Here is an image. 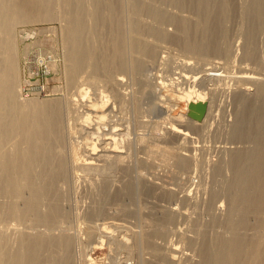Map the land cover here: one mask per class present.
<instances>
[{
	"label": "bare ground",
	"instance_id": "obj_1",
	"mask_svg": "<svg viewBox=\"0 0 264 264\" xmlns=\"http://www.w3.org/2000/svg\"><path fill=\"white\" fill-rule=\"evenodd\" d=\"M255 1L256 0H214L212 3L214 6V10H216V12L214 11L213 17L207 18L208 22H210L209 27H207V31H208L207 35H209L210 41L208 44L206 43L207 45H205V46H211L212 47L211 49L213 50V51L212 50L211 51L213 53L211 51H208V50H207L208 53L207 52L202 53L201 52L203 49L202 43H204V42L202 41V39H201V41H199L200 39L198 40V37H199L198 34L202 30L201 27H203V25H202L203 22L201 23L199 18L197 19L196 15H199L200 14L199 12H202L204 14L205 11H210L209 5L212 6V4L210 3L209 0H185V2H183L184 4L179 5V6L178 5H176V6H164L161 4V2L159 0H0V264H92V263H88V259H86V258H88L89 255L88 256L86 255L87 257H85L86 253L84 254L81 251V252H79L80 253L79 257H77L78 254H76L74 251L76 249V248L74 249V247H75L74 244L77 243V240L80 241V239L78 237L79 235L77 233H76V235H74L73 233H72L73 235H69L65 232L66 234H63V235H61V234L60 235H53V233L51 234L53 229H51V228L47 229V227L51 226L50 224H54V221L58 220L57 219L58 217H60V216L62 217V216L67 215L66 214L67 212L66 211L64 212V209H63L64 206L62 208L61 199L64 200L65 197L68 198L70 193H72L71 191H73L72 189L74 187V178H75V177H73V175L74 174L76 175L77 171L87 172L86 174L91 173V175L93 173L99 179V180H97L98 181L97 184L95 182V186H96L95 189L97 188V191H99V193L98 192H95V193L96 194L98 193V195L102 198L101 199L102 201L100 200L98 202L99 199H96L97 197H96L95 193L91 194V195H93V194L95 195V200H96V203H98V204H95V202H93L94 205L93 206L91 205L92 207H91V209H89L90 210L89 213H87L88 214L87 215L88 221L89 220L94 221L95 219L98 220L99 217H101L102 215H105L104 204L106 203V200L108 199L109 193H110L112 186H113V178L114 177L112 176V171H111V168L113 166L115 168L118 167L120 169L119 171H121L120 172L121 176L128 175V178L127 179L124 178V179H126L124 182L122 180H121L122 182L120 181L121 183H123L122 190H119L120 189L119 188L118 191H115L111 196V200L112 199L118 200L122 197L123 194H126L128 196L127 198H130V199L136 197L134 195L136 193L138 180H140L139 192H141L144 196L150 195L152 193V190L150 189L151 187H149L150 183L148 184L149 186L146 185V182H148L147 179L143 178V175H142V177H140V179H136V176H135L136 173L134 174L132 168L128 164H125L124 161H125L126 157L123 156V154H122L123 151L118 149V146H117V149L112 147V143L116 142V138H117L116 136L117 135L121 136L122 133L117 134V135H114L115 134L114 133L113 134L114 136L111 135L112 137L108 134H107L108 136L106 134L105 135L99 134L100 132H103V131L99 132V129H100L99 127H98V132H96L97 131L96 129H95L96 131L94 130L93 132H88L87 134L90 133V135H98V139H96V138H95V140L91 139L92 141L87 140L88 145H90V147L92 146V148H91L92 150H91V152H89L87 154L83 163H79L76 160L79 151H77V146L74 144V141H73L74 139H76V138H74L75 133H76L74 126L75 127H79V125L81 126L82 123L80 122V120H81L84 112L79 113V108L74 107L73 105L78 103L79 99H82L80 97H78L79 99H77V96H80L79 93L82 92V90H83L80 87L81 86L83 87L86 82H87V84H86L87 89L89 87H92L91 85H93V88H94L95 85H97V84L99 85V84H101V82H104L106 84V86H108V87H109L111 81L114 83V81L112 80V75L108 74V58H107V56H108L107 45L108 44L107 45L103 44L102 40H101L102 45H101L100 51L98 52L99 54H97L98 55L97 58H95L96 60H94L93 68L91 67L92 70L88 69L91 65H90V56L87 52V51H89V48L86 45L90 43V42L87 43V41L89 40L88 34H90L89 32L94 29V28L90 29L91 28V19L93 22L92 26L94 25L95 27H97L99 29H101L103 27H104V29L108 28L109 26L111 27V26H113L112 23L115 22L114 18L112 16L113 11L116 12V10H119L121 13L122 11H124L125 6L126 7L129 6L133 10L138 11L139 13H142L141 15L145 14L148 17H150L148 22L152 18L153 20L155 19L158 23V20H160V17L162 16L163 19L164 18L166 19L167 24L175 25V27H176L175 33H173V34L168 33L167 30H165L166 28L163 30L160 27L148 26V24H147L148 27H145V28H146L149 36L152 35L154 37L161 38L163 40H165V39L167 40V38L168 39L170 38L172 41H174V44L175 43H178V45L180 44L181 48L184 49L182 52L193 51V52L197 53L198 52L197 50L200 49L201 51L200 50L199 51L201 53L198 52V56H194L195 59L192 58V59L196 60L194 67L192 66L190 68L199 69L198 71L202 72L203 76L205 75V77H199V78H204L203 80H205V78L208 76V74L212 71H215L217 68H219V70L220 69L223 70V72H224L225 71L224 69H226L225 63H229L228 56L226 58L227 60L225 61V63L215 61V59H221L222 60V58L217 56L214 53L215 52L214 50L217 51V49L220 47V46L218 47L219 39L221 37H224L225 34L227 35L226 31L228 32V29L226 28V30H225V28H223V25H222V19L221 18L223 16L222 15L223 12H225L226 9L229 8V6H230L231 12H232L231 15H234L236 18L237 17L238 18L239 17H245V16L251 17L250 16V14H251L250 13V9H251L250 7L252 4V5H254V8H255V4H254ZM259 1H260L259 5L257 4L256 6H259V8L258 7L257 8L259 9V12H261V15L262 14L264 15V0H259ZM159 2H160V4H159ZM185 7H187L189 9L190 14H184L183 13V11H186L185 9L182 10ZM170 8H171V10H170ZM257 8H255V9H257ZM126 9H125V11L127 12L128 9L127 10ZM172 9H175V12H173ZM188 9H187V12H188ZM133 10H132V12H133ZM135 11H134V13H136ZM259 12H256V13L258 14ZM134 13H133V15L130 14V16L128 18H126V19H128L126 24H123V25H121L120 23H118V25L116 24L117 26L115 29L117 30V32H118L117 34H119V36L117 39L118 40L117 46L115 45L116 46V52H115V59L116 60H115V62L116 61L118 62V64L120 65L119 67H121L122 69L125 70L124 72L128 71L129 69H127V68L129 67L134 72L139 73L140 71H144L143 69H146L145 67L149 63L147 61L148 58L150 60L151 59L156 60V58L158 57L159 48L160 47L162 48L163 45L161 46L162 43L161 44L159 43L160 45L157 44L156 42L154 43L153 41H155V40H153L152 38L149 39L148 36L144 37L143 35L140 36V35L136 34V31H137L136 27L138 26V22L140 21L139 16H141V15L139 14V16H138V15H135ZM127 14H128V12H127ZM89 15L91 16V19L88 18ZM124 15L123 16L120 15V16L124 17ZM206 15H207V13H206ZM226 15H227V13H226ZM253 15H256V14L253 13ZM259 17H261V16H259ZM54 18H58L60 20L65 21V27H63L64 31H65L64 32L65 38H67V40L70 42V45L68 43L65 46H67L66 48H68V46H71V48L70 47L68 48V49H70L69 50L70 67L67 66L70 69H68L67 67H66V69L69 70V72H68L69 76L68 77H69L70 82L73 85V88H75L76 91L71 93L70 96H69V94H67L68 97H66L64 99H56L55 98L56 100H50V101L49 100L48 101H35V100L34 101H30V100L24 101L23 100L24 102H22L19 100L20 99L19 98V86H18L19 82H18V77H17V73H18L17 72V70H18L17 64L18 63H17V52H16L17 46H15L16 45V43H15V37H16L15 36V25L18 23H21V24L30 23L32 20H38V19L43 21V22L49 21V20L51 21ZM224 18H226V17H224ZM145 19H146V17H145ZM232 19H235V18H232ZM239 19H242V18H239ZM259 19L260 18H258L257 21ZM141 20H142V18H141ZM153 20H151V21H153ZM228 20H230V19H228ZM247 21L250 24L251 20L249 21V19H247ZM116 22H117V19H116ZM159 22H161V21H159ZM205 22H206V20H205ZM208 22H207V24H208ZM226 22L229 23V21H227V20H226ZM140 23H142V22H140ZM184 23H188L189 24L188 27H185ZM200 23H201V26H200ZM257 25H258V23H257ZM159 26H161V25H159ZM206 26H208V25H206ZM206 26H204V27H206ZM250 26H251V24L249 25V27ZM252 28L254 29V27H252ZM93 32H94V30L91 33H93ZM141 34H142V32H141ZM253 34L251 36H253ZM101 35L99 34V36H101ZM104 35H105V33H104ZM144 35H145V33H144ZM112 36H114V35H112ZM251 36L248 38H252ZM226 37H225V39H226ZM98 38H100V37H98ZM256 38H258V37H256ZM250 40L252 41L253 39H250ZM221 42H219V43H221ZM92 43L93 42H91L90 44L92 45ZM111 44H112V42H111ZM248 44L250 45V42H248ZM93 45H95V44H93ZM127 45H129V48L135 54V56H133L135 58H129L127 56V54H128L127 49H126ZM221 45H222V43H221ZM253 45L251 46V48L253 47ZM86 47L88 48V50ZM204 49H208V48H204ZM163 51H165V50H163ZM227 51L229 52V48L227 49ZM129 52H130V50H129ZM203 52H205V51H203ZM209 52H211V53H209ZM222 52H224V51H222ZM228 52H226V54ZM247 52H248V49L246 50V53ZM253 52L254 51H252V53ZM218 53H220V50ZM246 53H244L243 55H245ZM248 53L251 54L250 50ZM257 53H259V52H257ZM112 54H113V52L111 53V55ZM191 54H189V55H191ZM211 54L213 56H211ZM255 54H256V51H255ZM184 55H187V54H183L182 56H184ZM193 55H194V53H193ZM222 55H224V53ZM247 55H246V57H247ZM257 56L260 57L261 56L260 53ZM95 57H96V55H95ZM111 57L113 59L114 56L112 55ZM184 57H187V56H184ZM246 57H245V59H246ZM248 57H249V55H248ZM163 58H164V56H163ZM165 59H167V58H165ZM168 59H169V57H168ZM168 59H167V61H168ZM172 59H174V60L177 59V61H175L174 65L176 64V62L179 61V58H173L172 57ZM254 59H255V61L257 60L256 55H255ZM260 59H262V58H259L258 61ZM146 61H147V64H146ZM170 61L171 60H169L168 62H170ZM192 61L191 60L190 61L182 60L180 62V66H182V68L183 67L189 68V66L191 65L190 62H192ZM111 62L113 63V60ZM161 62H162V60H161ZM259 62H261V60ZM67 63H69V62H66V64ZM109 63H110V61H109ZM192 64H194V62H192ZM112 65H110V67L114 68L115 65L114 66H112ZM209 65L212 67H210ZM170 66H171V64H170ZM177 66H179V65H177ZM259 66H260V64H259ZM244 68H246V67H244ZM116 69H118V68H116ZM88 70H91V71H88ZM180 70H181V68H180ZM188 70H190V69H188ZM111 71H113V70L111 69ZM226 71L228 72V70H226ZM90 72H92V73H90ZM130 72H132V71H130ZM223 72H221V73H223ZM66 73L67 72L65 71V74ZM116 73H118V72H116ZM238 73L239 74L234 76L235 80L237 81V83H239V85L237 86L238 89H236V93L233 95L234 96V98H233L234 104L236 106V109L234 111L235 119H234V122L232 123L233 127L231 128L230 135L232 136V138L238 139L239 141L240 140H248L249 142L252 143V147L250 146L251 148L249 147L248 149L246 148L245 150H241V151H237L236 150L237 148H236L235 152L233 150V152L230 156L231 158L227 163V165H228L227 167L228 168L230 167L229 170L227 169V171L231 170L232 176L230 178L223 179L224 183H223L221 190H219L220 187L218 188L216 185H215V187H217L218 189L214 188L212 191L209 189L208 190L205 189V190H207V192L211 191L210 197L206 196L208 201L207 202L205 201L206 203H208V205L206 204L208 212L213 213V212L217 211V212H215V214H216V213H221L223 211V209H224L223 207H225V206H222V204H220V203L216 204V202H218L217 200H219L218 197H219V194L221 192H223V195L226 198V202H227L226 212L223 213L224 215L221 218L218 217L219 215L218 216L212 215L211 216L212 220L208 215V217L211 220L210 223L205 224L203 221L204 225L203 224L200 225L201 223L199 225L197 224L196 227L191 228V229H193V233H194L192 235H191V233H190V235H187L186 233L182 232V234L180 236H181L183 242L187 245V247H185V248H189V252H187V253L185 252V250L184 251L180 250L175 244L174 245L176 247L175 246L172 247L173 245L168 246V245H170L168 243L169 241L167 242L168 245H161L159 243V241L158 242L153 241V239H154L153 237H155L157 235H159V238H160V236L165 237L167 232L172 229L171 228V229L167 230L166 227H167L168 223L173 222V219L175 216V209H174L175 207L174 206H173L174 208H170V210H167V212L164 211L165 213H163V215L161 214V216H159V217L157 216V219H156L158 221L157 228H153L152 230H149V231L145 230V232L144 231L140 232L141 231L140 230L139 233H137V234H135V232H134L135 238L133 237L134 242L132 244L129 243L130 245H127L126 241L128 238L125 239V237L122 236L123 238L121 237V239L119 241V245L126 247V250L128 249L127 252L130 253L131 255H133L136 251L140 250L139 254L138 253L137 254H138V257H141V259H139V262L141 260L142 264H264V96H262L263 98L258 97L257 96L258 93L251 95V93L249 91L250 88L248 86H245V84H252L254 86L257 85L258 91L260 92V90L264 89V76L263 77L262 76H256V75L254 76V74L250 75L251 72L249 73V71L247 72L245 70H240V71H238ZM254 73H255V71H254ZM68 74H66V75H68ZM83 74H86L85 80H84V81H86L85 83H83V81H82V79H83L82 76H84ZM118 74H120V73H118ZM216 74H218V73L216 72ZM115 75H117V74H115ZM119 76L124 77V74L123 75L120 74ZM125 76H128V75H125ZM143 76L146 77V75H143ZM143 76L141 75V77H143ZM182 76H184V75H182ZM211 76H212V74H211ZM145 77H143V78H145ZM216 77H218V76H216ZM184 78H185V76H184ZM186 78H187V74H186ZM186 78L184 80H186ZM211 78H209V79H211ZM115 79H117V78H115ZM171 79L173 80V78H171ZM80 80L82 81V83L84 85H82V84L80 85ZM120 80H122V78ZM147 80H149V79H147ZM124 81H126V80H124ZM124 81H123V83H124ZM146 81H143V82L145 83ZM182 81H183V79H182ZM188 81H189V79H188ZM209 81H211V80H209ZM71 83H69V85H71ZM147 83H148V81H147ZM147 83H145L144 85H146ZM167 83H169V82H167ZM177 83H175V84H177ZM88 84H90V85H88ZM118 84L120 85V83H118ZM135 85H136V83H135ZM137 85H138V83H137ZM182 85H183V83H182ZM138 86H140L141 88L143 87L141 85H138ZM165 86H167V85H165ZM103 87H105V86H103ZM71 88H72V86H71ZM118 88L120 89L119 86H118ZM118 88H116V89H118ZM123 88H125V87H123ZM135 88H136V86H135ZM187 88L185 90L183 88V91L181 93V95H182L181 97L184 99H185V97H188V100L190 101L188 103V105L200 103V104H203L206 106V114L204 116V119L198 121V120H194L192 118H188V121H190L191 123L190 122L189 123L192 124L194 127L197 125H203V124H205L208 116H210V114H211L210 113L211 112V102L208 103L207 98L204 97V94H206V93L203 91V89H202V91H200L201 89L197 88V87L196 88L198 90H194V88L190 89V87L188 89ZM255 88H257V87H255ZM136 89H135V92H138V90H136ZM143 89L144 88H142L141 90H143ZM119 92H122V91H119ZM254 92H255V90H254ZM83 93H84V91L82 92V94ZM263 93H264V90H263ZM86 95H87V92H86ZM111 95H113V94H111ZM122 95L124 96V94H122ZM125 96H126V94H125ZM115 97H117V95ZM115 97L113 99V105H115L114 104ZM128 97H130V96H128ZM130 98H132V97H130ZM119 100L121 102L122 99H119ZM140 100H139V102H142ZM80 101H82V100H80ZM116 101H117V99H116ZM123 101L126 103L125 99ZM120 102H118V103L120 104ZM135 102H136V100H135ZM129 103H130V101H129ZM109 104L110 103H106V105L103 104V108L105 109V111H104L105 114L102 113L100 115V113H99L97 115V118H99V121H98L99 123H101L102 120L104 121L105 119H107L109 117L112 118L113 114L110 112L113 111L114 109L112 110L111 109L112 106H110ZM131 104H133V103H131ZM127 105H128V103H127ZM121 106L126 107L125 105H121ZM121 106H120V108H121ZM128 106H131V105H128ZM97 107L91 108L90 111L88 109L89 112L88 113L85 112V117L83 116V118H82L83 120H81V121L87 122V120L90 119L89 118L90 113L91 114L98 113ZM142 107H143V105H142ZM152 107L153 106H151V110H152ZM162 107H163V103L157 104V109H161ZM139 108H141V107H139V105L135 106L136 111L139 110ZM154 108H155V106H154ZM157 109H155V110L157 111ZM127 110L129 111V109H127ZM162 110H161V112H162ZM100 111H102V110H100ZM132 112H134V111H132ZM138 112L139 111H137L136 114ZM158 112H159V110H158ZM138 116H139V114H138ZM179 117L178 118H175V117L171 118L169 116L165 117V119L168 120L167 124L169 125L166 127V131H167V134L169 133V135H175L179 140L187 142V140L189 138H191L192 136L190 135V133L185 128L183 129L182 126H180L181 125L180 121H182V120H180L181 118H179ZM108 120L109 119H107V121ZM90 121H91V119H90ZM83 124H85V123H83ZM106 125H107V123H106ZM203 126L206 127L205 125H203ZM91 127H93V126H91ZM190 128H192V127H190ZM111 129H113V128L111 127ZM118 129H121V128H118ZM81 130H83V129H81ZM104 130H105V128H104ZM116 132H117V130H116ZM80 133H83V132L81 131ZM90 138H91V136H90ZM113 146H115V145L113 144ZM178 147L179 146H177V148ZM187 147L188 146H186V148ZM181 148H182V146H181ZM180 149H179V151H180ZM192 149H193V147H192ZM173 152H175V150ZM228 152H229V150H228ZM165 153L167 154V156H170V157L173 156L171 158H172V160L174 159V161H175L176 169L180 170L181 172L186 171V170L188 171V169L191 166H193L190 162L191 161L190 157L191 158L193 157L189 154L191 152H189V153H187V151L186 152H177V153L175 152L174 155H172L171 152L169 154L168 151H165ZM165 153H163V154H165ZM151 158L149 157V158L143 159L142 162L149 164V161ZM151 161H152V159H151ZM215 163H214V165H216ZM168 164H163V166L166 167ZM225 164L226 163L221 162L220 164H218L215 167L214 171L212 170V172H214L215 177L218 178V176H220V177L222 176V174L224 172V168L226 167V166L224 167ZM150 165L155 166L154 164H150ZM159 165L160 166H157V164H156V166L160 169V167H162V166H161V164H159ZM173 166H174V163H173ZM171 168L172 167H170L169 169H171ZM166 169H168V168H166ZM166 169H165V172H166ZM176 169H175V171H177ZM162 171H164V170H162ZM168 171H171V170H168ZM231 171H230V173H231ZM159 172L161 173V171H158L156 173H159ZM162 173H164V172H162ZM167 173H169V172H166V174ZM172 173H174V172H172ZM179 173H177V174H179ZM195 173H196V171H195ZM164 174H163L164 177H162V178L167 180L168 181L167 183H169V180L165 178L168 176H165ZM185 174H188V172ZM138 175H137V177H138ZM159 175H161V174H159ZM168 175H170L172 177L171 174H168ZM181 175L183 176V174H181ZM139 176H141V173ZM155 176H156L155 179H157V180L160 179V181H161L160 176H158V175H155ZM187 176H189V175H187ZM151 177H152V175H151ZM191 177H193V176H191ZM203 177H204V175H203ZM174 178L177 179L178 175H177V177H174ZM184 178H186V175ZM76 179H78V178H76ZM165 180H163V182H166ZM181 180H184V179H181ZM190 180H192V178ZM220 180L223 181L222 179H220ZM136 181H137V183H136ZM153 182H157V181H153ZM159 183H161V182H159ZM159 183H158V185H159ZM184 183H186V181ZM218 183H219V181H218ZM220 184H221V182H220ZM151 185H153V184H151ZM154 185H155V183H154ZM199 185L200 186H198V188L201 189V184H199ZM92 186L93 185H91V187ZM167 186H170V184L169 185L167 184L166 186H164L165 188L162 187L163 191L160 188L162 193H163L162 194L160 192V194L163 195L162 197L166 198L163 200L172 199L176 193H179V191L176 192L173 188H170ZM181 186H182V184H181ZM93 187H92V189H93ZM175 187H176V185H175ZM185 187H186V185H185ZM176 188H180V187L178 186ZM205 188H206V185H205ZM160 189H159V191H160ZM203 189H204V186H203ZM182 190H183V188H182ZM137 191H138V188H137ZM188 192L189 191L187 189V192L182 191L181 192L182 195H181V193L179 194L182 196L181 199L184 202H188V201L192 200V197L190 196L191 193L189 194ZM126 195H125V197H126ZM136 195H138V194H136ZM162 197H160V198H162ZM208 197H209V199H208ZM156 198H158V196ZM221 198L222 197H220V199ZM179 199H180V196H179ZM193 199H195V198H193ZM154 201H156V200H154ZM179 201H181V200H179ZM170 202H171V200H170ZM195 202H197V201H195ZM99 203H101V204L99 205ZM174 203H176V202H174ZM174 203H172V204L175 205ZM223 203H224V201H223ZM172 204H170V205H172ZM191 204L193 205V203H191ZM164 205L166 206L167 204H164ZM170 205L166 206V207L169 208ZM161 206H163V205H161ZM188 206H189V204H188ZM194 206H195V203H194ZM178 207L182 208L183 206L182 207L178 206ZM187 208L188 207H186L185 209H187ZM130 209L131 208H129V210ZM165 209H163V210H165ZM203 209H205V208H203ZM179 210L181 211V209H179ZM160 211H162V210H160ZM158 212H159V209H158ZM176 212H179V211H176ZM198 212H201V210ZM70 213H71V211H70ZM124 213L130 214V215L133 214L130 211L124 212ZM198 214H200V213H198ZM69 215L70 214H68L67 216H69ZM221 215H222V213H221ZM133 216H134V214H133ZM177 216H179V215H177ZM177 216L175 218H177ZM203 216H201V217H203ZM181 217H183V216H181ZM191 217L189 216L190 219H191ZM198 217H197V219H198ZM105 218H107V217H105ZM130 219H131V217H130ZM153 219H154V217H153ZM10 220H12L13 223H14V220H15V222L18 221L19 224L18 225H10V224H8V222ZM150 220H152V219H150ZM177 220H178V218H177ZM127 221H129V220H127ZM188 221H189V219H188ZM28 222L31 223L32 227H34L37 224L36 226H39L41 228H42V226H46V229H40V228L37 229L36 227L32 228L31 226H29V224H28V226L26 225ZM57 222H55V223H57ZM144 222H147V219ZM199 222H201V221H199ZM38 223L43 224V225H38ZM93 224H88V226L86 227L87 230L85 228V231H87L88 237L90 238V240L91 239L95 240V238L97 237V234H99L98 238H101L102 236L104 238V236H107V233L111 234L109 231V227L103 226V228H101L96 223H95V225H93ZM68 225H69V223H68ZM153 225L155 226V224H153ZM142 226L144 227V225L141 224V227ZM146 227H147V225H146ZM54 228H55V226H54ZM147 228H151V227H147ZM80 229L82 230V228H80ZM128 229L130 230V228H128ZM131 229H134V228H131ZM138 229H137V231H138ZM135 230L136 229H134V231ZM181 230L184 231V229H182V228H181ZM82 231H84V230H82ZM85 231H84V233H85ZM80 233H82V232H80ZM103 233H105L106 235L105 234L102 235ZM119 233H120V231H119ZM130 233L131 232H129L128 234H130ZM100 234H101V236H100ZM131 234L133 235V233H131ZM11 235L14 236V238L12 237V239H14L13 243L11 242L12 240L10 241V239H9ZM80 235H82V234H80ZM84 236H86V235H84ZM81 237L82 236H80V238ZM86 237H84V241H85ZM129 237H132V236H129ZM163 239L164 238H162V240ZM157 240H158V237H157ZM102 241H103V239L100 241L98 240V242L96 241L95 246H97V244H100ZM89 243H92V242H89ZM164 243H166V242H164ZM174 243H177V242H174ZM12 244L14 245V247L12 246ZM80 244H82V243H80ZM79 245H78V247H79ZM86 245H88V244H86ZM80 246H82V245H80ZM87 247L89 249L90 246H87ZM182 247H183V245H182ZM81 250L84 251L85 249L81 248ZM86 250H87V248H86ZM77 251L78 250L76 249V252ZM147 252H148V255L150 256V258H145L144 253L146 254ZM137 254H135L136 257H137ZM148 255H146V256H148ZM125 264H128V263H126V261H125Z\"/></svg>",
	"mask_w": 264,
	"mask_h": 264
},
{
	"label": "rangeland",
	"instance_id": "obj_2",
	"mask_svg": "<svg viewBox=\"0 0 264 264\" xmlns=\"http://www.w3.org/2000/svg\"><path fill=\"white\" fill-rule=\"evenodd\" d=\"M159 1L164 6H176V5L179 6V5H183L184 4L183 2H185V0H159ZM209 1L212 4V6L209 5L210 8H211V9L209 8L210 11H205V13H204L205 15L202 12H199L200 14L196 15L197 19L199 18L201 23L203 22L202 23L203 27H201L202 30L198 34V36H199L198 40L200 39L199 41H201V39H202V41L204 42V43H202L203 44V46H202L203 49H202V51L200 49L197 50L198 52L201 51L202 53H206L207 50L208 51L212 50L211 46H205L210 41V37H209V35H207L208 34L207 27H209L210 22H208L207 18L208 17H213L214 11L216 12V10H214V6H213V3H212L214 0H209ZM160 2H159V4H160ZM259 2H260L259 0L258 1L256 0L254 2L255 8H257V7L259 8V6H256L257 4L259 5ZM126 8L128 9L127 12H128L129 15L125 11ZM250 8H251L250 9V13H251L250 16L251 17H249V16L239 17V18H242L243 20L239 19L238 17L236 18L234 15H231L232 12H231L230 6H229V8H227L228 10L226 9V11L223 12L222 15L224 17H226L227 19L222 16V18H221L222 19V25H223V28H225V30H226V28L228 29V32L226 31L227 35L225 34V36L221 37L222 39L220 38L219 41H218V47L219 46L220 47L217 49V51L219 52V50H220V53H218L216 50H214L215 51L214 53L217 56L222 58V60L221 59H215V61L221 62V63H225V61L227 60L226 58L228 56L229 63H225L226 64L225 65L226 69H224L225 70L224 72H223V70H221V69L219 70V68H217L216 69L217 71L215 70V71L210 72L208 74V76L205 78V80H203L204 78H199V77H205V75L204 76L202 75V72L198 71L199 69L190 68L192 66L194 67V65L196 63V60H194L195 59L194 56H198V52L197 53L193 52V51H191V52H187V51L182 52L184 49L181 48L180 44L179 45H178V43L174 44V41H172L170 38L169 39L167 38V40L166 39L163 40L161 38H157V37H154L152 35L149 36V34L147 33V30L145 28V27H148V26H157V27L162 28L163 30L166 28L165 30H167L168 33H172V34L175 33V31H176L175 25L167 24L166 23V19L165 18L163 19L162 16L160 17V20H158V23H157V21L155 19L153 20L152 18L148 22L150 17H148L145 14H143L144 15L143 16V15H141L142 13H139L138 11L133 10L129 6L128 7L125 6L124 11H122L123 13L122 12L120 13L119 10H116V12L113 11L112 16H113L115 22H116V19H117V22L116 23L113 22L114 23V24L112 23L113 26H111V27L109 26L108 28H105V29H104V27L99 29V28L95 27L94 25L92 26L93 22H92L91 16L90 15L88 16V18L91 19V28L90 29L94 28L93 29L94 32L91 33L93 31V30H91L89 32L90 34H88V36H89L88 39L89 40L87 39L88 40L87 43L93 42L92 45L90 43L89 44L86 43L87 44L86 46L89 48V51H87V52H88V54L90 56V65H91L88 69L92 70L93 64H94V60H96L95 58H97V56H98L97 54H99L98 52L100 51L102 42H103V44H106V45L108 44L107 45V47H108V56H107V58H108V74L112 75V80L114 81V83L111 81L110 85L108 87V86H106V84L104 82H101V84H99L100 86L97 84L99 87L97 85H95L94 88H93V85H91L92 87L88 86L89 87L88 88L89 90H88L87 87H86L87 86L86 85L87 82L84 81L86 74H83L84 76H82L83 77V79H82L83 83L86 82L85 85L80 80V85L81 84L84 85L83 87L82 86L80 87L81 89H83L82 92L84 91V93H83L84 95L82 94V92H80L79 93L80 96H77V99H79L78 97H80L82 99H79L78 100L79 102L76 103L73 106L79 108V113L80 112L81 113L84 112L83 113L84 117H85V112L88 113L90 111V109L93 108V107H97L98 106L97 108L99 110L97 109L98 113H96V114H94V113L93 114H91V113L89 114L90 117L89 116L88 117L91 119V121H90V119H88L89 121L87 120V122L86 121L82 122L81 120H83L82 119L83 116L81 115L82 116V118L80 120V122L82 123L81 126L80 125H79V127H75L74 126L75 132H76L74 138H76V139L78 138V139L77 140L74 139L73 141H74V144L77 146V151H79L76 160L79 163H83L85 158H86V156H87V154L89 152H91V150H92L91 149L92 146L90 147V145H88L87 140L88 141H92V140H95V138L98 139V135H90V133L87 134L88 132H93L95 129L97 130V131L96 130L95 131L98 132V127H99L100 128L99 132L103 131V132H100L99 134H103V135H105V134L107 135L108 134L110 136L111 135L114 136V135L122 133V135H121L122 137L120 135L116 136L117 138H116V142L115 143L117 145L115 143H112V147L117 149V146H118V149L123 151V153H122L123 156H125L127 158V159L125 158V161H124L125 164H128L132 168L134 174L136 173V175H135L136 179H140V177H142V175H143V178L147 179L148 182H146V185H148L150 183L149 184L150 186L149 185L148 186L151 187L150 189L152 190V193L150 195H147V196L145 195L144 196L141 192H139V182H140V180H138V184H137L138 191H137V188H136V193L134 195L136 197L130 199V198H127L128 196L126 194H123L124 196L122 195V197L120 199H118V200L117 199L116 200L112 199L111 200V196H112V194L115 191H118L119 188H120L119 190H122L123 183H121V182L122 181L124 182L128 178V175L121 176L120 175L121 171H119L120 169L118 167L115 168L113 166L114 168L113 167L111 168L112 176L114 177L113 178V186H112V189H111V191L109 193L108 199L106 200V203L104 204L105 215H102L101 217H99L98 220L95 219L94 221H91V220L88 221V217H87L88 214L87 213H89V211H90L89 209H91V207L94 205L93 202H95V204H98V203H96L95 195L97 197L96 199H99L98 202L102 199L98 195L99 191H97V188L95 189V187H96L95 186V182L97 184V182H98L97 180H99V179L93 173L91 175V173L86 174L87 172H83V171H81V172L77 171L78 174L75 172L76 175L75 174L73 175V177H75V178H74V187L72 189L73 191H71L72 193H70L68 198H66V197L64 198L65 201L63 199H61V202H62L61 205H62V208L64 206V208H63L64 212L66 211L67 212L66 214L67 215L70 214V215L69 216L66 215V216L58 217L57 218L58 220H55L54 224H50L51 226L48 225L49 227H47V229L48 228L53 229V231L51 230L52 231L51 234L53 233V235H60V234L63 235V234H66V233L69 234V235H73V234L76 235V233H77L79 235L78 237L80 239V241L77 240V243L74 244V246H75L74 249L76 248L78 250L77 251L78 253L76 252V249L74 250L75 253L78 254L77 257H79V254H80L79 252L82 251L84 254L86 253L85 257H87L89 255L88 258H86V259H88V263H92V264H125V261L128 264H130V263L131 264H142L141 260L139 262V259H141V257H138V254H139L140 250L136 251L133 255L128 253L127 252L128 249L126 250V247L119 245V241H120L121 237L123 236V237H125V239L128 238L127 241H126L127 245L132 244L134 242L135 234L139 233L140 230H141L140 232H142V231L145 232V230L149 231V230H152L153 228H157V226H158L157 225L158 221L156 220L157 216L159 217V216H161V214L163 215V213H165L164 211L167 212V210H170V208H174V207H175L174 208L175 209V216H174L175 220L173 219L174 223L173 222L168 223L169 226L167 225V227H166L167 230H169L171 228L172 229L167 232L165 237L164 236H160V238H159V235L153 237L154 238L153 241L154 242L155 241H157V242L159 241V243L161 245H168V243H169L170 245H168V246H172L173 245L172 247H174L176 245L180 250H183V251L185 250V252L187 253V252H189V248H185V247H187V245L183 242V240H182V238L180 236L182 234V232L186 233L187 235H190V233H191V235H192L194 233H193V229H191V228L196 227L197 224L199 225L201 223L200 225H202L203 221H204L205 224L206 223H210V221L212 220V217H211L212 215H217V216L219 215L218 216L219 218H221L224 215L223 213L226 212V204H227V202H226V198L223 195V192H221L219 194V197H218L219 200H217L218 202H216V204L220 203V204H222V206H225V207H223L224 209L221 212L222 215H221V213H216L215 214V212H217V211H215V212L212 211L213 213L208 212V209H207L208 203H206L208 200H207L206 196L210 197V193H211V191L214 188L218 189L220 187L219 190H221L222 186H223V183H224L223 179L230 178L232 176V171L230 170L231 173H230V171H227V169L229 170V168H230V167L229 168L227 167L228 166L227 163H228V161L231 158L230 156H231L233 150L235 152L236 150L237 151H241V150H245L246 148L248 149L250 146L252 147V143L249 142L248 140H240L239 141L238 139L232 138V136L230 135L231 128L233 127L232 123L234 122V119H235L234 111L236 109V106L234 104V99H233L234 96L233 95L236 93V89H238L237 86L239 85V83H237V81L235 80L234 76L239 74L238 71H240V70H245L247 72L249 71V73L251 72L250 75L254 74V76L255 75L256 76H262V77L264 76V62H263L264 61V53H263L264 52V18H263L264 15L262 14L263 15L262 16L261 12H259V9L258 8L255 9L254 8V5L251 4ZM131 9L133 10V12H132ZM184 9L186 10V11H183L184 14H190V11H189V9L187 7L183 8L182 10H184ZM187 9H188V12H187ZM170 10H171V8H170ZM172 10H173V12H175V9H172ZM134 11L136 13H134ZM256 12H259V13L257 14ZM133 13L135 15H138V16H139V14L141 15V16H139L140 21L138 22V26L136 27L137 31L135 30L136 34L140 35V36L143 35L144 37L148 36L149 39L152 38L153 40H155V41H153L151 39L154 43L155 42L157 44H159V43L161 44L162 43L161 46L162 45L163 46H162V48L161 47L159 48V53H158V57L156 58V60L155 59H151L150 60L148 58L150 60L149 61L147 59V61L149 63L147 64V61H146L147 65L145 67L146 69H143L144 71H140L138 73V72H134L131 68L128 67L127 69H129V70L126 71L127 72L126 73V72H124L125 71L124 69L119 67L120 65L118 64V62L117 61H116L117 63L115 62V60H116L115 59V52H116V46H117V43H118L117 39H118V36H119V34H117L118 32H117V30L115 28L118 25V23H120L121 25L126 24L127 20H128L126 18H128L130 16V14L133 15ZM206 13H207V15H206ZM226 13H227V15L228 14L229 15L227 16ZM253 13L256 14V15H253ZM120 15H122V16L124 15V17H122ZM259 16H261V17H259ZM145 17H146V19H145ZM141 18H142V20H141ZM232 18H235V19H232ZM258 18H260V19L257 21ZM228 19H230V20H228ZM247 19H249V21L251 20L250 21V24H251L250 27H249L250 24L247 21ZM151 20H153V21H151ZM205 20H206V22H205ZM226 20L229 21V23H227ZM159 21H161V22H159ZM140 22H142V23H140ZM207 22H208V24H207ZM201 23H200V26H201ZM257 23H258V25H257ZM147 24H148V26H147ZM158 24L161 25V26H159ZM184 25H185V27H188L189 24L188 23H184ZM206 25H208V26H206ZM204 26H206V27H204ZM63 27H65V21L60 20L58 18H54L51 21L49 20V21H44V22L38 19V20H32L30 23H23V24L18 23V24L15 25V36H16L15 37V43H16L15 46H17L16 47V49H17L16 52H17V63H18L17 64V67H18L17 77H18V82H19L18 86H19V98H20L19 100L20 101H22V102L29 101V100L30 101H34V100L35 101H48V100L50 101V100H56V99H64V98L68 97L67 94H69V96H70L71 93L76 91V89L73 88V85L70 82L69 77H68L69 76V74H68L69 70L68 69H70L69 68L70 67V59H69V50L70 49H68V48L69 47L71 48V46H68V48H66L67 46H65L68 43L70 45V42L67 40V38H65V33H64L65 31H64ZM252 27H254V29ZM137 32L138 33L140 32V33L138 34ZM141 32H142V34H141ZM104 33H105V35H104ZM144 33H145V35H144ZM99 34L100 35L102 34V35L99 36ZM252 34H253V36H251ZM112 35H114V36H112ZM250 36L252 38H248ZM98 37H100V38H98ZM225 37H226V39H225ZM256 37H258V38H256ZM250 39H253V40L251 41ZM101 40H102V42H101ZM111 42H112V44H111ZM219 42H221L223 46ZM248 42H250V45L248 44ZM93 44H95V45H93ZM252 45H253V47L251 48ZM88 48H87V50H88ZM128 48H129V45H127V48H126L127 49V53H128L127 56L129 58H135V57H133V56H135V54L132 52V50L130 48L129 49ZM204 48H208V49H204ZM228 48H229V52L227 51ZM243 48L244 49L246 48V49L244 50ZM162 49L165 50V51H163ZM247 49H248V52L250 50L251 54H249L248 52L246 53ZM129 50H130V52H129ZM111 51L113 52V54H112L114 56L113 59L111 57L112 56L111 55V53H112ZM203 51H205V52H203ZM222 51H224V52H222ZM252 51H254L253 52L254 54L252 53ZM255 51H256V54H255ZM211 52H209V53H211ZM226 52H228L229 54L228 53L226 54ZM257 52L260 53V55H261L260 57L257 56V55H259V53H257ZM182 53L183 54H187V55H184V56H187V57L182 56L183 55ZM193 53H194V55H193ZM223 53H224V55H222ZM244 53H246V54L243 55ZM189 54H191V55H189ZM247 54L249 55V57H248ZM95 55H96V57H95ZM246 55H247V57H246ZM255 55H256V59H257L256 61L254 59ZM163 56H164V58H163ZM211 56H213V55L211 54ZM244 56L246 57V59H245ZM168 57H169V59H168ZM172 57L173 58H179V61H178L179 63L176 62V64L174 65V63H175V61H177V59L174 60V59H172ZM165 58H167L168 61L169 60H171V61L168 62L167 59H165ZM192 58H194V59H192ZM259 58H262V59H260L261 62H259L260 60L258 61ZM112 60H113L114 64L111 62ZM161 60H162V62H161ZM182 60H186V61H190V60L192 61L193 60L192 62H194V64H192V62H190L191 65L189 66V68L188 67H183L182 68V66H180V62ZM109 61H110V63H109ZM66 62H69V63L66 64ZM170 64H171V66H170ZM259 64H260V66H259ZM110 65H112V66L115 65V66H114V68H112V67H110ZM177 65H179V66H177ZM67 66H69V67H67ZM66 67L68 69H66ZM210 67H212V66H210ZM244 67H246L247 69L244 68ZM116 68H118V69H116ZM180 68H181V70H180ZM111 69L113 71H111ZM188 69H190V70H188ZM91 70H88V71H91ZM226 70H228V72ZM65 71L67 72L66 74H68V75L65 74ZM115 71L120 73V74H122V75L124 74V77L123 76L120 77L119 76L120 74L116 73ZM130 71H132V72H130ZM254 71H255V73H254ZM216 72L218 74H216ZM221 72H223V73H221ZM90 73H92V72H90ZM115 74H117V75H115ZM140 74L142 76L146 75V77L143 76V77H145V78H143V77H141ZM186 74H187V78H186ZM211 74H212V76H211ZM125 75H128V76H125ZM182 75L185 76L186 80H184L185 78ZM216 76H218V77H216ZM208 77L209 78L212 77V78L209 79ZM115 78H117V79H115ZM121 78H122V80H120ZM146 78L149 79L150 81L147 80ZM171 78H173V80ZM123 79L126 80V81H124ZM182 79H183V81H182ZM188 79H189V81H188ZM146 80L148 81V83H147ZM209 80H211V81H209ZM123 81H124V83H123ZM143 81H146L145 83H147V84L144 85L145 83ZM134 82L136 83V85H135ZM167 82H169L170 84L167 83ZM69 83H71V85H69ZM118 83H120V85ZM137 83H138V85L143 86L142 88H144L145 90L147 89V90L146 91L144 89L141 90L142 88L140 86H138ZM175 83H177V84H175ZM182 83H183V85H182ZM116 84L120 87V89L118 88V86ZM123 84L124 85L126 84V85L124 86ZM88 85H90V84H88ZM134 85L136 86L137 89L135 88ZM165 85H167V86H165ZM71 86H72V88H71ZM103 86H105V87H103ZM188 86L190 87V89L194 88V90H198L197 88H200L201 89L200 91H202V89H203V91L206 93V94H204V97L207 98L208 103L211 102V112H210L211 114H210V116H208L205 124H203L206 127H204L203 125H197V126L194 127L192 124H190L191 122L188 121V118H190L189 114L191 112V104L188 105V103L190 102L188 100V97H185V99L181 97L182 96L181 93L183 91V88L185 90ZM245 86H248L250 88L249 91H250L251 95H254V94L258 93L259 94V95L257 94L258 97L264 96V93H263L264 89L260 90V92H259L257 85L254 86L252 84H245ZM123 87H125V88H123ZM255 87H257V88H255ZM116 88H118V89H116ZM135 89L138 90V92H135ZM254 90H255V92H254ZM119 91H122V92H119ZM86 92H87V95H86ZM110 93L113 94L114 96L111 95ZM122 94H124V96ZM125 94H126V96H125ZM116 95H117V97H115ZM128 96H130L132 98H130ZM114 97H115V100H114V104L115 105H113ZM116 99H117V101H116ZM119 99H122L121 100L122 103L120 102ZM124 99L126 100V103L123 101ZM80 100H82V101H80ZM135 100H136V102H135ZM139 100L142 101V102H139ZM129 101H130V103H129ZM118 102H120V104ZM106 103H110L109 105L112 106L111 109L112 110L114 109L113 111L110 112V113L113 114V115L111 114L113 119L111 117H109L107 119H109L110 121L109 120L107 121V119H105L104 121L102 120V122L99 123L98 122L99 118H97V115L99 113H100V115L102 113L105 114L104 113L105 109L103 108V104L106 105ZM127 103H128V105H131V106H128ZM131 103H133V104H131ZM158 103H163V107L161 109H157V104ZM121 105H125V106L127 105V106L123 107ZM138 105L141 108H139V110H137L139 112L136 114L137 111L135 109V106H138ZM142 105H143V107H142ZM120 106H121V108H120ZM151 106H153L152 107L153 111L151 110ZM154 106H155V108H154ZM88 109H89V111H88ZM127 109H129V111ZM155 109H157V111ZM100 110H102V111H100ZM158 110H159V112H158ZM161 110H162V112H161ZM132 111H134V112H132ZM138 114H139V116H138ZM205 114H206V109H205L204 116H205ZM167 116H169L171 118H174V117L178 118L180 116L179 118H181L180 120H182V121H180L181 122L180 126H182L183 129L185 128L190 133V135L192 136V137L190 136L191 138H189L187 140V142L179 140L175 135H169V133L167 134L166 127L169 126L167 124L168 120L165 119V117H167ZM204 116H203L202 119H204ZM83 123H85V124H83ZM106 123H107V125H106ZM91 126H93L94 128L91 127ZM111 127L113 129H111ZM190 127H192V128H190ZM104 128H105V130H104ZM118 128H121V129H118ZM81 129H83V130H81ZM80 130L83 133H80L81 132ZM116 130H117V132H116ZM90 136H91V138H90ZM119 143L120 144L122 143L123 145L122 144L120 145ZM113 144L115 146H113ZM179 144L182 146V148H181V146ZM177 146H179L181 149L179 147L177 148ZM186 146H188V147L186 148ZM192 147H193V149H192ZM179 149H180V151H179ZM164 150L168 151L169 154L171 152L172 155H174L175 152L176 153L177 152H186V151H187V153L191 152L192 154L191 153H189V154L191 156H193V157L192 158L190 157V159H191L190 162H191V164L193 166H191L188 169V171L186 170V171H182L181 172L180 170H177L176 166H175V161H174V159L172 160V158H171L173 156H171V157L167 156V154L165 153ZM174 150H175V152H173ZM228 150H229V152H228ZM163 153H165V154H163ZM149 157L150 158L152 157L151 158L152 161L150 159L149 164L142 162L143 159H146V158H149ZM221 162L226 163L224 165V167L226 166L224 168V172L225 173L223 172V174L221 176L222 178L220 176H218V178H219L218 179L217 177H215L214 172H212V170L214 171L215 167L218 164H220ZM173 163H174L175 167L173 166ZM214 163L216 165H214ZM150 164H154L155 166H152ZM156 164H157V166H160L159 164H161V166H162V167H160L161 170L156 166ZM163 164H168V165L166 167H164ZM170 167H172L174 170L172 168L169 169ZM166 168H168V169H166ZM165 169H166V172H169V173L166 174ZM175 169L177 171H175ZM162 170H164V171H162ZM168 170H171V171H168ZM158 171H161V173L160 172L156 173ZM195 171H196V173H195ZM162 172H164L165 174L162 173ZM172 172H174V173H172ZM179 172L181 174H183V176ZM187 172H188V174H185ZM140 173H141V176H139ZM177 173H179L180 175L177 174ZM159 174H161L162 176L159 175ZM163 174L165 176H168V177H165V178L169 180V183H167L168 182L167 180L162 178V177H164ZM168 174H171L173 178L177 177V175H178V178L177 179L176 178L173 179ZM137 175H138V177H137ZM151 175H152V177H151ZM155 175L160 176L161 177V181H160V179H158V180L155 179L156 178ZM185 175H186V178H184ZM187 175H189V176H187ZM203 175H204V177H203ZM191 176H193V177H191ZM76 178H78V179H76ZM124 178H126V179H124ZM189 178L190 179L192 178V180H190ZM181 179H184V180H181ZM220 179H222L223 181H221ZM163 180H165L166 182H163ZM153 181H157V182H153ZM185 181H186V183H184ZM218 181H219V183H218ZM159 182H161V183H159ZM179 182L180 183L182 182L181 183L182 186H181V184ZM220 182H221V184H220ZM136 183H137V181H136ZM154 183H155V185H154ZM158 183H159V185H158ZM151 184H153V185H151ZM167 184L168 185L170 184V186H167V187L173 188L176 192L179 191V193H176L178 196L175 194L172 199L163 200V199H166V198L162 197L163 195H161L160 192L162 193V191H163L162 187L166 186ZM199 184H201V189L202 190L200 188H198V186H200ZM204 184L206 185V188H205ZM91 185L94 186V187L92 186L93 189H92ZM175 185H176V187L179 186L180 188H176ZM185 185H186L187 188L185 187ZM215 185L218 188L215 187ZM203 186H204V189H203ZM160 188L162 189V191H161ZM182 188H183V190H182ZM159 189H160V191H159ZM187 189L189 191L188 193L189 194L191 193L190 196L192 197V200L188 201L189 203L188 202H184L181 199L182 198V196H181L182 193L181 192L182 191L187 192ZM205 189H207V190L209 189L211 191L207 192V190H205ZM95 192H98V193L96 194ZM92 193H95V195L94 194L91 195ZM180 193H181V195H179ZM136 194H138V195H136ZM153 194L154 195L156 194L158 196V198H156L157 196L156 195L154 196ZM125 195H126V197H125ZM159 196L162 197V198H160ZM179 196H180V199H179ZM209 197H208V199H209ZM220 197H222V198L220 199ZM193 198H195V199H193ZM154 200H156V201H154ZM170 200H171V202H170ZM179 200H181V201H179ZM195 201H197V202H195ZM223 201H224V203H223ZM174 202H176V203H174ZM172 203H174L175 205H173ZM187 203L189 204V206H188ZM191 203H193V205ZM194 203H195V206H194ZM100 204L101 203H99V205ZM164 204H167L166 206H169L170 204H172V205H170V207L167 208ZM161 205H163V206H161ZM178 206H180V207L183 206L182 207L183 209L179 208ZM186 207H188V208L185 209ZM129 208H131V209L129 210ZM162 208L163 209L166 208V209L163 210ZM203 208H205V209H203ZM158 209H159V212H158ZM179 209H181L182 212ZM160 210H162V211H160ZM200 210H201V212H198ZM70 211H71V213H70ZM129 211L131 213H133L134 216H133V214L130 215V214L124 213V212H129ZM176 211H179L180 213L176 212ZM198 213H200V214H198ZM177 215H179V216H177ZM208 215L211 218V220L208 217ZM104 216L107 217V218H105ZM176 216H177L178 220H177V218H175ZM181 216H183L184 218L181 217ZM189 216L190 217L192 216L191 219L189 218ZM196 216L197 217L199 216L198 219H197ZM201 216H203L204 218L201 217ZM130 217H131V219H130ZM153 217H154V219H153ZM146 219H147L148 223L144 222V221H146ZM150 219H152V220H150ZM188 219H189V221H188ZM127 220H129V221H127ZM11 221L12 220H10L9 221L10 223L8 222V224H10V225H18L19 224L18 221L15 222V220H14V223H13V221L12 222ZM199 221H201V222H199ZM55 222H57V223H55ZM68 223H69V225H68ZM95 223L101 228H103V226L109 227V231H110V233L112 235L107 233V236H104V238H103V236L101 238H98L99 234H97V237L95 238V240H93V239L90 240V238L88 237L87 231H85V228L88 226V224L95 225ZM28 224H29V226L32 227L30 222H28L26 225L28 226ZM141 224L144 225V227L142 226L143 228L141 227ZM153 224H155L156 227ZM36 225L34 227H36L37 229H39V228L40 229H46V226H42V228H41V227L36 226ZM38 225H43V224H39L38 223ZM146 225H147V227H151V228H147ZM54 226H55V228H54ZM34 227H32V228H34ZM80 228H82V230H84L85 233ZM128 228H130V230ZM131 228H134L136 230L134 231V229H131ZM181 228L184 229V231L181 230ZM137 229H138V231H137ZM86 230H87V228H86ZM119 231H120V233H119ZM80 232H82V233H80ZM129 232L133 233L134 236L131 233L128 234ZM134 232H135V234H134ZM80 234H82V235H80ZM104 234L105 233H103L102 235H104ZM84 235H86L88 238L86 236H84ZM80 236H82L83 238L82 237L80 238ZM100 236H101V234H100ZM129 236H132V237H129ZM12 237L14 238V236L11 235L9 239H10V241L12 240L11 242L13 243L14 239H12ZM84 237H86V239H87V240L85 239L86 242L84 241ZM157 237H158V240H157ZM162 238H164V239L162 240ZM102 239H103V241L100 244H97V246H95L96 241L98 242V240L100 241ZM78 241L80 243H82V244H80ZM88 241L92 242V243H89ZM164 242H166V243H164ZM174 242H177V243H174ZM78 243L80 245H82V246H80ZM86 244H88V245H86ZM78 245H79L80 248L78 247ZM182 245H183V247H182ZM12 246L14 247L13 244H12ZM87 246H90L91 248L89 247V249H88ZM81 248L82 249L84 248L85 250L87 248V250L83 251V250H81ZM135 254H137V257H136ZM144 255H145V258H150V256L148 255V252L146 254L144 253ZM146 255H148V256H146Z\"/></svg>",
	"mask_w": 264,
	"mask_h": 264
},
{
	"label": "water",
	"instance_id": "obj_3",
	"mask_svg": "<svg viewBox=\"0 0 264 264\" xmlns=\"http://www.w3.org/2000/svg\"><path fill=\"white\" fill-rule=\"evenodd\" d=\"M205 109L206 106L200 103L191 105L190 118L198 121L202 120Z\"/></svg>",
	"mask_w": 264,
	"mask_h": 264
}]
</instances>
